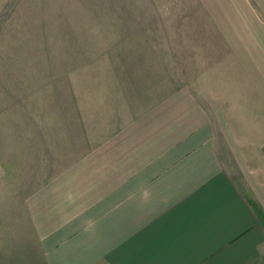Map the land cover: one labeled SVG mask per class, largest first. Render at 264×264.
Listing matches in <instances>:
<instances>
[{
  "label": "crops",
  "instance_id": "obj_1",
  "mask_svg": "<svg viewBox=\"0 0 264 264\" xmlns=\"http://www.w3.org/2000/svg\"><path fill=\"white\" fill-rule=\"evenodd\" d=\"M135 1L67 156L0 107V264H264V0Z\"/></svg>",
  "mask_w": 264,
  "mask_h": 264
},
{
  "label": "rangeland",
  "instance_id": "obj_2",
  "mask_svg": "<svg viewBox=\"0 0 264 264\" xmlns=\"http://www.w3.org/2000/svg\"><path fill=\"white\" fill-rule=\"evenodd\" d=\"M136 3L0 0V107H8L14 136H27L22 139L30 154V180L39 155L67 156L83 142L90 99L98 98L102 84L115 86L107 74L131 51L120 48L115 37L118 28V35L125 30L126 39H133L128 30ZM21 166L19 158L11 169L19 174Z\"/></svg>",
  "mask_w": 264,
  "mask_h": 264
}]
</instances>
